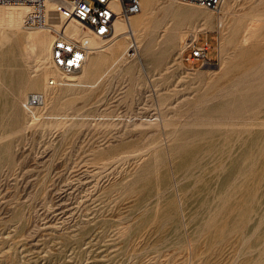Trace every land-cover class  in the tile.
<instances>
[{
	"label": "rangeland",
	"instance_id": "obj_1",
	"mask_svg": "<svg viewBox=\"0 0 264 264\" xmlns=\"http://www.w3.org/2000/svg\"><path fill=\"white\" fill-rule=\"evenodd\" d=\"M255 1L232 0L238 22L223 45L207 29V42L218 38L211 63H188L178 47L138 62L125 41L117 55L127 62L94 89L58 87L33 123L23 103L44 78L28 82L24 31L0 35V264H264V0ZM153 2L162 17L163 0ZM248 20L257 28L246 44ZM62 117L76 125H50ZM144 118L163 121L136 125Z\"/></svg>",
	"mask_w": 264,
	"mask_h": 264
},
{
	"label": "bare ground",
	"instance_id": "obj_2",
	"mask_svg": "<svg viewBox=\"0 0 264 264\" xmlns=\"http://www.w3.org/2000/svg\"><path fill=\"white\" fill-rule=\"evenodd\" d=\"M140 3H141L140 10L133 14L135 16L131 15L129 22H125L123 19H120V18H118L114 21V32H113L112 36L110 38H107V39L94 35L88 27H85L80 21H78L74 18L67 21L64 25V32L66 33V35L71 36L75 39H87L89 42V45L91 47L90 51L86 53L85 60H84L83 64L81 65V67L78 70H76L74 72H70V73H67L64 70H62L60 67H57L56 65H54V63L52 62V60L50 58V46H51L52 41L49 43V40L51 38L49 39L48 36H50L52 32L48 29L30 26V25H26L24 23V19L30 10V7L28 5H25V4H15V3L1 4L0 3V35H1V37L3 38L7 34H10V35H12V37L15 36V38H16V35H18L21 31H24L25 32V34H24L25 45L23 46V54H25V56L27 58H31V57L35 58L34 70L28 76V82L31 83L33 86H37L39 81L42 78H44V83L42 82L44 84V87H42L43 88L42 92H31V93L40 94L42 96L41 105L28 107V108H26L27 110L25 111L27 113V115L29 116L30 123L37 121L38 117L42 116V114H43V113H39V112L46 109L48 102L52 103V101H54L55 98H57L56 97V95H57L56 90L58 87L63 86V85L72 86V87L77 86L76 88H78V86H80V87L83 86L86 88L87 87H89V88L95 87L97 84H99L107 76L108 71H110L109 67L110 68H112L113 66L116 67V64L118 62H120V61L123 62L126 59L125 57H133V55L135 54L134 45H135V50L136 49L139 50L138 51L139 52L138 53V59H137L138 62H142L143 60L145 61L149 57H160L161 55L166 54V52H168L170 49H172L174 47H178L179 54L181 55L182 50L187 45V43H185V38L189 32L191 33L190 40H192L196 37L198 31H200V30L204 31V30H207L208 28H212L215 26V28L218 31L219 43L223 45V43L225 42V40L223 38V35L225 36L224 32L229 31V33L228 32L227 33L229 34V39H230V35H232V32L234 30L233 25H235V23H236L235 21L238 22V20H235V19H237V17L235 18V15L237 13L235 12V5L233 4L232 0H223L222 1L220 8L224 5V8H221V9H223V11L220 12V8H219V10L217 11L219 14L217 15V17L215 19H213L214 17L212 18L209 15L210 12L209 13L205 12L206 9H209V7H207L203 4H198V5H202V6H196V5L194 6V5H186L185 3H187V2H183L180 0H163V3L161 6H163L164 13H163L162 17L159 18V15L157 13L158 8L156 7L157 5L155 6L153 0H140ZM255 3H256V1H255ZM260 3H261V0H260ZM48 6L53 7L54 1H50L48 3ZM263 7H264V5H263ZM203 8H205V11ZM255 15H256V13H255ZM164 18H169V20L164 22L163 21ZM233 20H235L234 21L235 23L234 24L230 23ZM49 23L51 25H53L54 27H58L61 24L59 19H57L55 17V14H52L50 16ZM192 24H194V25L197 24L198 26L195 27L193 25L194 27H191ZM189 26L191 27L190 29H189ZM256 28L257 27H256V24L254 23V21L252 20L249 22V20H248L247 24L245 25V27L241 33L242 43L247 44V42H249L248 40L251 39V36L253 34V30H256ZM4 39L6 41V38H4ZM7 40H8V38H7ZM135 40H136V42H135ZM125 41H128V44L125 43V45L127 44L125 51H127V49H128V51L126 52L125 57L123 54L119 57V55H117L118 54L117 52H120L123 49V42H125ZM0 42H2V41H0ZM189 43H190V41H189ZM241 45L243 46V44H241ZM130 47H132V49H133L132 53H131ZM221 52H222V49H221ZM221 52H220V55H221ZM113 57H114V60H112V62H111L110 58L113 59ZM33 58H31V59H33ZM49 59H50V61H49ZM109 61L111 62V64H109ZM31 62H33V61H31ZM107 64H109V66ZM117 65H119V63ZM101 68L104 70L103 71L100 70L101 72L97 76H95V72ZM165 69H167V66L165 67ZM117 73H119V72H117ZM117 73H116V75H117ZM116 75H114V76H116ZM116 78H117V76H116ZM50 79L55 80L56 83L50 85ZM110 80H112V79H110ZM65 88H67V87H65ZM80 115H78V116L75 115V116L79 117ZM85 116H87V115H85ZM104 117L105 116H103V115H97L95 117V120H103ZM52 118H53V116H52ZM80 118L83 119L84 117L80 116ZM57 119L58 118H56L55 120H57ZM68 119L66 117H64V118L62 117V119H58L59 121L57 120L53 123L51 120L52 124L50 123V125H52V127H55V128L58 127L59 129L60 128L65 129L66 127L69 128V127L73 126L74 124L76 125V123L72 122L73 121L72 118H71V120H68ZM116 120H118V119L116 118ZM160 121H163V120L162 119L160 120V118H158V119L157 118H144L143 120L140 119V122L138 121V123L136 125H138L139 127L157 126L158 125L157 122H160ZM77 122H79V121H77ZM47 124H49V123H47ZM79 124H80V122H79ZM93 124L96 128L97 126L99 127L100 122H95V123L93 122ZM110 124H112V123H110ZM33 125L34 124H32V126ZM50 125H48V126H50ZM84 126H87V125L85 124ZM126 126H125V128H126ZM117 127H119V125ZM104 128H108V127H104ZM142 129L144 130V128H142ZM153 129H155V128H153ZM153 129H152V131H155ZM108 130H110V129L108 128ZM123 130H127V129H123ZM129 130H131V129H129ZM150 130L151 129H149V132H150ZM131 132H132V130H131ZM136 132H137V130H136ZM121 134H122V132H121ZM113 136H114V134H113ZM119 138H121V137H119ZM162 145H163V143H158L155 146H149V144H148L149 151L155 152V150L157 151V148L161 147Z\"/></svg>",
	"mask_w": 264,
	"mask_h": 264
},
{
	"label": "built area",
	"instance_id": "obj_3",
	"mask_svg": "<svg viewBox=\"0 0 264 264\" xmlns=\"http://www.w3.org/2000/svg\"><path fill=\"white\" fill-rule=\"evenodd\" d=\"M54 1V6L48 3ZM203 4L213 11H218L223 0H180ZM1 4H25L30 7L24 23L26 25L48 29L54 34L50 46V58L54 65L67 73L78 70L85 60V55L91 47L87 39H75L66 35L64 25L74 18L80 21L91 32L102 38H110L114 32V21L118 18L129 22L131 15L140 10V0H0ZM52 14L61 22L54 27L49 23ZM206 33V31H205ZM209 42L205 39L197 42V35L182 50L188 51L184 56L188 63L199 61L201 65L211 63L208 56ZM56 81L50 79V84ZM42 96L30 93L23 105L25 108L41 105Z\"/></svg>",
	"mask_w": 264,
	"mask_h": 264
},
{
	"label": "crops",
	"instance_id": "obj_4",
	"mask_svg": "<svg viewBox=\"0 0 264 264\" xmlns=\"http://www.w3.org/2000/svg\"><path fill=\"white\" fill-rule=\"evenodd\" d=\"M133 16H135V15H133ZM133 16H132V17H133ZM205 31H208V30H204V31H203V30H200V31L197 32V42L200 41V40H199V37H200V34H201V33H204L205 36H206V34H207L208 32L205 33ZM217 40H218L217 35H215L213 43H211V44L209 43L210 48H209L208 52L211 51V50L213 51L214 59L218 57ZM214 42H215V43H214ZM181 55H182V54H181ZM183 56H184V55L181 56L182 59H183ZM212 59H213V58H212ZM182 62H184V61L182 60Z\"/></svg>",
	"mask_w": 264,
	"mask_h": 264
}]
</instances>
